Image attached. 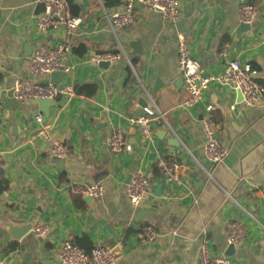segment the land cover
<instances>
[{"label":"crops","instance_id":"crops-1","mask_svg":"<svg viewBox=\"0 0 264 264\" xmlns=\"http://www.w3.org/2000/svg\"><path fill=\"white\" fill-rule=\"evenodd\" d=\"M35 1L0 0V264H59L67 241L86 250L111 248L116 264H200L204 239L212 257L264 264V99L247 107L237 92L213 83L197 105L187 108L189 95L177 66L182 33L202 75H219L234 59L250 65L264 86V0H248L257 15L247 30L238 20L240 0H180L175 24L138 3L133 24L115 32L105 13L121 10L123 0H72V13L81 19L68 59L74 69L59 85L71 86L76 95L53 101L49 117L38 101L19 103L11 92L24 78L51 82V76H32L29 67L39 45L56 47L63 38L62 29L39 33ZM99 33L103 37L91 41ZM120 51L131 66L125 59L107 68L87 62L92 53ZM84 86L94 94L81 95ZM152 103L166 114L173 132L158 126L152 141L145 142L127 119ZM208 107L229 150L212 169V178L200 167L207 164L202 120ZM39 114L42 125L35 120ZM41 127L67 144L69 157L62 167L42 139H33ZM117 129L124 131L132 153L109 150L108 139ZM158 155L177 161L178 181H168L156 169ZM136 173L150 179V188L140 207L133 208L127 186ZM92 183L104 187L100 200L74 194V185ZM232 222L244 225L246 234L228 256ZM36 223L49 227L44 239L30 231L16 242L4 230L7 224ZM144 226L159 232L156 242L138 238Z\"/></svg>","mask_w":264,"mask_h":264},{"label":"built area","instance_id":"built-area-1","mask_svg":"<svg viewBox=\"0 0 264 264\" xmlns=\"http://www.w3.org/2000/svg\"><path fill=\"white\" fill-rule=\"evenodd\" d=\"M35 2L44 6V11L38 14L35 19L39 33L47 34L62 29L63 38L56 47L48 44L39 45L32 57L29 72L32 76H51L55 72L70 74L74 66L69 63L68 59L72 52V41L81 19L72 13L68 0H36ZM138 3L143 4L148 11L160 14L162 19L172 24L177 23L181 15L180 0H123L121 10L112 14L105 13V19L110 30L115 32L116 29L132 25L134 8ZM256 15L257 10L253 4L248 0H240L238 8L240 24L251 26ZM226 55V51L223 50L221 56ZM123 59L131 66L124 51L92 53L87 62L113 64ZM177 66L189 95L184 103L187 108L197 105L213 83H218L239 93L242 97V103L247 107H254L264 99V86L257 82V72L250 65H243L238 60L229 61L219 75H202L201 63L191 56L185 36L182 33H178ZM11 92L14 99L19 103L38 100L55 101L64 96L73 97L76 95V91L71 86H61L52 82L40 83L30 78L16 81ZM2 111L3 104L0 91V119ZM212 112V107H208L207 116L202 120L203 156L207 162L212 164V167L210 169L204 166L200 167L209 178H212V169L222 164L229 154V150L221 144L218 138L216 120ZM35 120L40 125L44 122V118L40 114L35 117ZM127 120L131 126L139 129L145 142L152 141L154 130L158 126L173 132L166 114L153 103L144 108L139 115L129 117ZM35 138L45 142L53 158L65 160L69 157L67 144L54 137L43 127L33 135V139ZM107 144L113 154H130L133 151V146L126 138L124 131L120 129L113 132ZM1 161L2 154L0 153ZM155 166L168 181H178V163L174 158L158 155ZM149 188L150 179L147 176L136 173L131 177L127 186V195L133 208L140 207L149 193ZM72 189L81 197H90L95 201L100 200L104 195V187L100 183L76 184ZM48 232L49 227L42 223H36L31 230L37 239H44ZM245 234L244 225L239 222H232L227 229L228 243L230 245L240 243ZM159 236V232L152 226H144L138 233V238L146 243L156 242ZM199 258L200 264H231L228 258L212 257L206 239L202 240ZM58 261L60 264H116L117 258L111 248L98 246L88 251L67 241L61 247Z\"/></svg>","mask_w":264,"mask_h":264},{"label":"water","instance_id":"water-1","mask_svg":"<svg viewBox=\"0 0 264 264\" xmlns=\"http://www.w3.org/2000/svg\"><path fill=\"white\" fill-rule=\"evenodd\" d=\"M38 7H39L40 12L44 11V6L42 4H39ZM241 27H242L243 30H247V29H249L250 26L242 24ZM102 37H103V34L99 33V34L93 36L91 38V41H93L95 39H101ZM132 46H133L134 49H137L136 47H138V43H134ZM109 65L110 64L106 63V62L101 63V66L104 67V68L109 67ZM63 77H65V74L63 72H55V73H53L51 75V82L59 84ZM179 82L181 84H184L182 77L179 79ZM157 85L159 87L163 86L162 83H161V85L160 84H157ZM238 95H239L238 101L241 102L242 101V97H241V95L239 93H238ZM38 104L40 106L41 112L46 117H49V109H50V107H53L55 105V102L49 101V100H38ZM229 112H230L229 108H227L226 109V115H227L228 121L231 122L233 119H232V117H230V113ZM55 160H56V163L59 165V167H62L63 164H64V161H65L63 159H55ZM211 167H212V164L207 162L206 168L210 169ZM86 199H87V201H91L92 200L90 197H86ZM32 228H33L32 225H10V224H7V225L4 226V230L8 233L10 238L13 241H16V242H20L23 238H25L30 233ZM233 250H234V245L232 244V245L229 246L228 253L226 255L231 256ZM43 264H54V261H45V263H43Z\"/></svg>","mask_w":264,"mask_h":264},{"label":"trees","instance_id":"trees-1","mask_svg":"<svg viewBox=\"0 0 264 264\" xmlns=\"http://www.w3.org/2000/svg\"><path fill=\"white\" fill-rule=\"evenodd\" d=\"M69 1V3H70V6H71V10L73 11V13L75 14V5L73 4V1L72 0H68ZM80 94L81 95H85V96H92L94 93L92 92V91H89L88 90V87L87 86H84L83 88H81V90H80ZM157 169V168H156ZM158 170V169H157ZM159 171V170H158ZM74 192V191H73ZM74 194H76L78 197H80V198H83V197H81L80 195H78L77 193H75L74 192ZM75 244V243H74ZM75 245H77V246H79V244H75ZM79 247H81V248H83V246H79ZM87 250L89 251V250H91V248H87Z\"/></svg>","mask_w":264,"mask_h":264}]
</instances>
